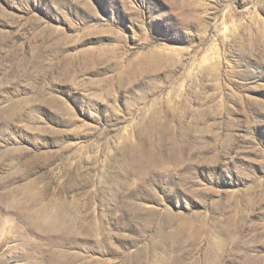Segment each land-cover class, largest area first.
Instances as JSON below:
<instances>
[{
	"label": "rangeland",
	"instance_id": "374dc122",
	"mask_svg": "<svg viewBox=\"0 0 264 264\" xmlns=\"http://www.w3.org/2000/svg\"><path fill=\"white\" fill-rule=\"evenodd\" d=\"M0 264H264V0H0Z\"/></svg>",
	"mask_w": 264,
	"mask_h": 264
}]
</instances>
